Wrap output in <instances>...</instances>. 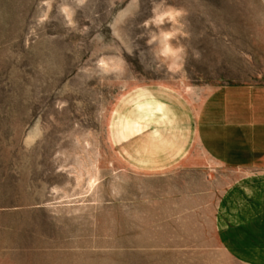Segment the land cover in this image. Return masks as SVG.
<instances>
[{
    "label": "rangeland",
    "instance_id": "374dc122",
    "mask_svg": "<svg viewBox=\"0 0 264 264\" xmlns=\"http://www.w3.org/2000/svg\"><path fill=\"white\" fill-rule=\"evenodd\" d=\"M259 82L264 0H0V264H232L218 210L256 172L175 136Z\"/></svg>",
    "mask_w": 264,
    "mask_h": 264
},
{
    "label": "crops",
    "instance_id": "0c3cea01",
    "mask_svg": "<svg viewBox=\"0 0 264 264\" xmlns=\"http://www.w3.org/2000/svg\"><path fill=\"white\" fill-rule=\"evenodd\" d=\"M161 106L156 105L154 113L162 114ZM173 111L178 118L182 114L180 109ZM185 112L175 141L185 143L187 154L195 147L217 166L256 172L229 189L218 217L231 219L218 234L222 247L247 249L239 255L229 250L230 263L264 264V82L222 86L209 93L193 115Z\"/></svg>",
    "mask_w": 264,
    "mask_h": 264
}]
</instances>
